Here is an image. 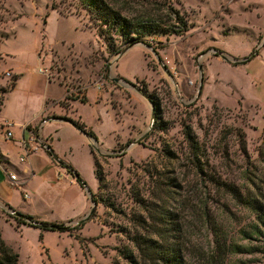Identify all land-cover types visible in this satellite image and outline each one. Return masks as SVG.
I'll return each mask as SVG.
<instances>
[{"label": "rangeland", "instance_id": "1", "mask_svg": "<svg viewBox=\"0 0 264 264\" xmlns=\"http://www.w3.org/2000/svg\"><path fill=\"white\" fill-rule=\"evenodd\" d=\"M106 1L138 20L172 6L188 30L181 36L154 31L145 34L146 43L134 42L91 20L79 0H0V108L14 81L11 66L22 74L16 84L22 91L41 77L39 68H49L48 92L63 98L58 104L67 112L64 117L85 123L97 136L96 147L108 154L98 153L91 138L61 130L57 149L85 182L82 186L65 168L46 173L45 150L22 162L26 155L17 139H5L0 122V146L21 174L8 172L23 182L11 185L0 165V197L39 221L69 225H77L91 209L88 190L97 197L91 218L71 232L18 226L0 201L3 239L19 254V264H131L123 251L136 256L132 237L148 234L139 220L150 225V215L162 209L172 216L177 228L172 234L181 239L189 264L216 259L218 244L226 252L216 264H264L255 214L218 185L256 195L264 179L259 156L264 0ZM254 53L243 64L222 58L243 60ZM114 77L134 86L116 83ZM13 103L9 111L18 128L23 118H32L38 103L28 98L20 108ZM57 113L47 109L45 134L54 135L50 123ZM189 129L198 140L203 171L191 160ZM91 148L101 179L94 174ZM29 164L32 172L22 175Z\"/></svg>", "mask_w": 264, "mask_h": 264}, {"label": "trees", "instance_id": "2", "mask_svg": "<svg viewBox=\"0 0 264 264\" xmlns=\"http://www.w3.org/2000/svg\"><path fill=\"white\" fill-rule=\"evenodd\" d=\"M82 7L85 8L89 14L91 20L103 24L106 28L117 32L118 34L127 37L128 39L135 40L134 42L146 43L145 34L161 31L163 33L175 34L181 36L185 34L188 30L187 21L181 16L178 10L173 9L172 6L167 8V13L164 10L154 11V14H147L145 19H131L123 15L119 9L112 7L106 0H79ZM166 17L171 20L166 21ZM170 21H173V23ZM99 34L104 36L105 40L109 42V35L99 28ZM148 44V43H147ZM133 45V44H132ZM130 45V46H132ZM122 51H118L120 53ZM121 54V53H120ZM18 77H14L12 83V88H14ZM151 100V97H148ZM82 102H86L85 98L81 99ZM152 101V100H151ZM153 102V101H152ZM154 103V102H153ZM74 126L80 131L84 132L88 136L97 139L94 131L87 128L83 123L79 121H72ZM187 138L190 144L191 160L193 165L199 171H203V167L200 161V146L198 140L194 136L191 129L187 131ZM46 152L49 155L56 156L53 150L48 146ZM94 163H95V176L97 179H101V172L98 167V160L95 156L94 150ZM260 161L264 163V142L262 143V148L259 150ZM57 157V156H56ZM58 158V157H57ZM5 161L4 156L0 153V162ZM62 166L68 168L69 173H73L79 183L85 186V182L80 179L79 174L74 168L65 163L63 160L59 159ZM212 181L217 182L215 178L212 177ZM218 183V182H217ZM218 185L227 192L233 193L236 199L243 205L249 208L256 217L257 223L255 225L256 232L258 235L264 238V179L261 180V185L256 195H242L238 191L234 190V185L220 182ZM91 201L96 202L97 197L95 194L91 195ZM12 209V207H9ZM13 211H15L13 209ZM18 212V211H17ZM22 214V213H21ZM24 215V214H23ZM17 225H27L33 228L40 229L41 231H60V232H71L74 230H79L83 226V223L77 225H69L65 223H47L35 219L31 215H24L26 219L22 217H17L15 215H9ZM151 223L150 225L144 226V221L139 220L141 227L145 228L147 235L136 234L132 237V242L137 250V255L135 256L129 250L123 251L124 257H126L131 264H189L184 255V247L181 244V239L174 236L172 233L177 230L171 223L170 219L172 216L167 211H158L155 214L150 215ZM29 220V221H27ZM146 224V223H145ZM51 225L57 226L56 229L51 228ZM216 259H213L208 264H216L221 258V255L226 252L222 244L217 245ZM0 264H19V254L16 253L3 239L0 233Z\"/></svg>", "mask_w": 264, "mask_h": 264}, {"label": "crops", "instance_id": "3", "mask_svg": "<svg viewBox=\"0 0 264 264\" xmlns=\"http://www.w3.org/2000/svg\"><path fill=\"white\" fill-rule=\"evenodd\" d=\"M10 69H11V72L15 76L18 77V79L16 81V84H18L21 81L20 78L22 77L21 76L22 74L19 72V70L15 66H11ZM39 74H41V73H39ZM50 84H51L50 78L47 77L46 75L42 74L41 77L35 79L34 85L28 91L20 90L19 86L17 87V85L14 86V88L10 89L9 92L7 93L6 97L4 98L3 103L1 105V108H0V122L2 125L5 121H11L12 123H14L13 119L11 118L14 115L9 111V107L11 105V100L12 101L14 100L13 104H14L15 108L23 107L22 102L24 101L25 98L35 100V102H37L38 105L35 109V112H34L32 118L31 119H29L28 117L23 118L21 120L22 122L18 123V128L15 127L16 124L14 123L15 131L13 134V129H14V127H13V129H12L13 138L12 139H17L18 146L22 150V153L25 155L24 147L22 145L23 139L30 142V144L32 145L33 148H39V147H37L38 146L37 144L30 141L32 134L39 131V135H38L39 139H42L45 143H47L48 146L51 147V149L53 150V153L58 157V159L63 160L61 158V154H60L59 150L57 149V144L59 142H61V140L63 138V136L61 135V130H63L66 133H71L72 136H75L78 138H82L81 136H85V137H88L90 139V137L87 134H85L84 132L80 131L74 125L58 119L60 117H64L67 112L60 109L61 107H59V104H58V101L62 100L63 98L62 99H55L53 96H51L49 94L48 87L50 86ZM48 108H50L53 112H55V111L58 112L57 113L58 116H55V115L52 116V120H51L52 122L50 123V124L54 125V127H55L54 128V135H52L51 133L50 134L44 133V128H45L46 124L48 122H50V120L45 119L46 118V111ZM57 109H59V111H57ZM37 120L39 121L38 125L36 124ZM70 120L78 121L75 118L70 119ZM14 136H15V138H14ZM4 137H5V135H4ZM14 141H16V140H14ZM68 141H69V139H68ZM87 144H88V141H87ZM92 149L93 148H91L90 153H91L92 158H93V165H94V170H95L94 154L92 153ZM44 150L45 149L39 148L26 157L21 156V157H24V161H22V162H25L27 157L29 159L32 154H38ZM0 153L5 158V161L0 162V165H2L4 171L6 172V174L8 176V179H9L8 174H11L10 172H8L9 169L15 170L17 173L21 174L20 170L12 162L10 155L7 152H5L1 146H0ZM45 156L47 158V161H45L46 173L51 172L53 175H56V173H60V171H63L64 168L67 170V173H69L68 168L65 166H62L60 164V162L57 161L56 159H54V157L52 155H49L47 152H45ZM64 162L67 163L66 161H64ZM31 169L32 168L30 167V164L28 166L24 167L22 169V175H27V174L31 173L32 172ZM12 174H15V173H12ZM9 182H10V180H9ZM21 183H23V182H21ZM0 201L4 205L8 206L7 208L9 210L11 209L9 207H12L11 210H13V208H14L15 211L20 212L6 199L4 200L2 197H0ZM22 214L29 215L27 213H22Z\"/></svg>", "mask_w": 264, "mask_h": 264}, {"label": "water", "instance_id": "4", "mask_svg": "<svg viewBox=\"0 0 264 264\" xmlns=\"http://www.w3.org/2000/svg\"><path fill=\"white\" fill-rule=\"evenodd\" d=\"M132 46H133V45H132ZM132 46H129L128 48L124 49V50L121 52L120 55L124 54V53H125L129 48H131ZM255 55H256V53H254L253 55H251V57L245 58V59H243V60L232 59V58H230V57L227 56V55H222V58H223L225 61H227V62H232V63H236V64H243V63H246V62L250 61L251 58H253ZM200 71H201V73H202V66H200ZM112 80H113L114 82H116V83H121V84H123V85H125V86H131V87L134 86L131 82L125 80V79L122 78V77H114V78H112ZM200 89H201V88H200ZM200 89H199V90H200ZM149 102H150L151 107H152V116H154L155 104H154L151 100H149ZM58 119H60V120H62V121H65V122H68V123L74 125L73 122H72V120H70V119H68V118L60 117V118H58ZM89 137L92 139V141H93V143H94V147L96 148V150H97L98 153H100L101 155H105V156L108 155V154H104V153H102V152L100 151V149H98V148L96 147V145H97V143H98V140H97V139L92 138L91 136H89ZM138 141H139V140H137V142H138ZM53 157H54V159H56L57 161H59V159H58L56 156H53ZM88 193L90 194V197H91L92 194H91L90 190H88ZM95 206H96V203H95V202H92V207H91V209L89 210V212H88V213H87L82 219H80V221L78 222V224H79V223H84V222H86L87 220H89V219L91 218V216L93 215V213H94V211H95ZM10 211H11V213H12L13 215H15V216H17V217H22V218L26 219V217H24V215L21 214L20 212L13 211V210H11V209H10ZM27 221H29V220H27ZM50 227L53 228V229H56V228H57V226H55V225H51Z\"/></svg>", "mask_w": 264, "mask_h": 264}, {"label": "built area", "instance_id": "5", "mask_svg": "<svg viewBox=\"0 0 264 264\" xmlns=\"http://www.w3.org/2000/svg\"><path fill=\"white\" fill-rule=\"evenodd\" d=\"M44 59L43 61H45V56L47 55V53H44ZM41 58V55H40ZM39 73L46 75L47 77L50 78V69L46 68V67H41L38 69ZM8 75H10V73H7ZM45 122V121H44ZM14 127V123H12L11 121H5L3 123V130H4V135L6 139H12L13 138V134H12V129ZM39 135V131H37L36 133L32 134V137L30 138L31 142H34L35 144H37L40 149H45L48 150V145L47 143H45L42 139H39L38 137ZM22 145L24 147V151H25V155L28 156L29 154L33 153L35 150L39 149V148H33L32 145L30 144V142L26 141L25 139H23ZM21 161H24V157L20 158ZM9 175V180L11 182L12 185H16V186H21V182L18 181V176L16 174H8ZM25 198L28 197L27 194L24 195Z\"/></svg>", "mask_w": 264, "mask_h": 264}]
</instances>
